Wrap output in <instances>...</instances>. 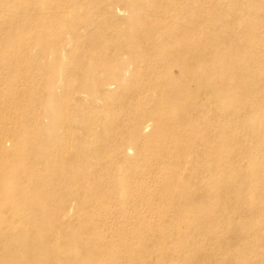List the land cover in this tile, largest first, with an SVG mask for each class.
I'll use <instances>...</instances> for the list:
<instances>
[{"label":"rangeland","instance_id":"1","mask_svg":"<svg viewBox=\"0 0 264 264\" xmlns=\"http://www.w3.org/2000/svg\"><path fill=\"white\" fill-rule=\"evenodd\" d=\"M130 16L133 20H128ZM101 29L104 32L100 33ZM140 33L139 52L131 55L116 50L115 45L125 38L133 49L130 46L138 44ZM263 46L264 0H0V88L14 96L10 107L0 105L1 113L5 112L0 126H14L21 136L28 125L53 139L67 130L71 137L67 150L61 146L62 152L56 155L41 146L38 152H30V160L37 175L70 180L61 190H54L62 197L73 190L66 194L70 213L77 211V201L84 199L87 191L74 188L76 182L93 183L101 178L115 183L122 174L132 177L125 208L117 207L111 213L113 218L130 221L127 230L115 233L120 238L112 240L113 247L105 249L114 252L113 260L156 264L152 259L155 247L146 252L143 248L160 243L184 257L185 250L177 244L190 237V248L202 262L247 263L237 240L242 236L244 241L256 242L255 254L264 261V111L259 84L264 78ZM205 51L214 64L202 66L204 62L192 58ZM195 62L193 68L180 69ZM185 78L189 90L197 84L205 85V92L195 100L187 97L188 92L180 87ZM25 80L33 88L22 91L20 83ZM226 86L236 88L229 91ZM63 87L77 89L74 107L63 109L56 101L55 95L65 93ZM209 93L217 95L218 108L212 105ZM12 109L27 110L31 116L5 117ZM56 111L66 113L69 130L61 123L50 124ZM213 111L216 114L212 115ZM115 117H123L125 122ZM144 122H150L152 128L141 133L139 127ZM0 136L10 141L14 138V134ZM89 138L91 145L86 143ZM129 144V158H122L120 153ZM179 157L187 161L181 168L173 167ZM44 158L55 170L48 169ZM97 160L113 165L100 169L91 180ZM0 161L25 165L14 155ZM177 171L181 175L175 179L172 174ZM31 179V184L18 180L34 189L36 177ZM230 180L243 186L244 194L237 196L243 202L233 200L230 193H218L228 188ZM174 189L181 193L173 205L170 192ZM15 198L13 195L10 201ZM99 201L90 206L94 208ZM102 201L100 206L107 200ZM223 202L226 206H221ZM239 203L242 209H233ZM20 205L26 212L34 207L28 200ZM145 210L167 219L163 225L143 219ZM217 223L229 224V229L219 230ZM164 228L169 236L161 235ZM222 241H236L235 249L220 253ZM131 253L133 257H128ZM160 257L163 264L175 263L172 256ZM108 260L107 264H115Z\"/></svg>","mask_w":264,"mask_h":264},{"label":"bare ground","instance_id":"2","mask_svg":"<svg viewBox=\"0 0 264 264\" xmlns=\"http://www.w3.org/2000/svg\"><path fill=\"white\" fill-rule=\"evenodd\" d=\"M65 3H67V1ZM130 9L132 10V8H130ZM131 19L133 20V18L130 16L128 18V20H131ZM149 25L152 27L153 24H149ZM103 30L104 29H101L100 33L104 32ZM141 35H143V33L142 34L140 33L137 37V38H139L138 44L136 43L135 46H130V47H134L133 49H131V50L129 49V47H128L129 45H127V44L130 41L127 38H125V40H122L120 43L115 45L117 48L116 50L119 52L120 51H126V52L131 53V55L135 54L136 52H139V50H140L139 44H140V42H142V41H140ZM149 42H151V41H149ZM208 55H209V52L205 51L201 55H199V56L195 55L196 57L193 56L192 58L196 59L197 61L204 62L205 64L202 66L208 65L210 62H212V64H214L213 61H210ZM196 63L197 62L192 63V64H183L184 66L183 67L180 66V69L184 70L185 68H193ZM260 66H261V68L263 67L262 64H260ZM50 76L53 77V74H51ZM204 77L205 76L202 77L203 81L205 80ZM48 78H49V80L52 79L49 76H48ZM151 78H148V79L151 80ZM21 80H19V81H21ZM29 83H30L29 80H25V81H23V83H20L23 86L22 91L23 90H29V89L33 88V87H31V85L29 86ZM34 84H35V82H34ZM259 84H260V90L263 92L260 95V101L262 102L261 108L264 111V78H262V80H260ZM110 85H109V87H111ZM180 85H181L180 87H182L185 92H188V94L186 93L187 97L189 96L194 100L200 94L205 92V90H206V89H203L206 87L205 85L202 87V86H199L197 84H194L196 86V88L194 90L193 89L189 90V88H188L189 80L187 78H185ZM235 88H236V86H230V87L226 86L224 89L231 91V90H234ZM63 91H65L64 94L62 92V94L55 95L56 101L60 104V106H63V109L64 108L69 109L70 107H74L76 105V102L73 100V94L75 92H78L77 89L76 88H73V89L65 88L64 89V87H63ZM151 93H153V92H151ZM68 95L70 98L68 97ZM209 95H210L212 105L214 107L218 108L219 107L218 104H220V100L217 98V95L216 94L212 95V93H209ZM147 96H149V95H147ZM65 97H68V98H65ZM105 97H106V95L104 96V98ZM148 98H150V97H147V99ZM13 99H14L13 92H8L5 88H0V105L2 107L4 104H6V105H8V107H10V103ZM18 100H20V99H18ZM166 102H167V100H165L164 103H166ZM2 107L0 108V116L1 117H3V113H5V112L1 113ZM41 108L44 109L43 106ZM16 109H14V110L12 109V110H8V111L6 110L7 113L5 114V117L13 118V119H18V118L20 119L24 116H31V113L27 110L19 111ZM60 111H62V109ZM60 111H56L53 116H50V118H49L50 124L51 125L52 124L58 125L61 123V125H63V127L68 128V130H69L71 128V125L69 124L70 119L68 118V116L66 115L65 112H60ZM72 112H73V110H72ZM122 112H123V110H122ZM214 113L216 114V112L213 111L212 115H214ZM105 117H107V116H105ZM74 118H76V117H74ZM122 118L118 117L116 119L121 120V122L124 123L125 120H123ZM136 119H137V117H136ZM132 123L133 122H131V124ZM140 123H141V121H140ZM136 126H138V125H136ZM28 127L29 126L27 125L26 128L23 129L25 134L22 132L23 134L21 136L20 135L18 136V132H19L18 128H14V126L13 127L7 126V124H3L2 126H0V134L1 135H3V134L13 135L14 134V138H13V140H11L12 142L10 140H7V139H3V138L0 139V159L7 160V159H9V157L14 155L18 159L22 160L25 163V165H23V164L21 165L20 163H18L17 165H14V164L11 165L10 163H8V164L5 163L3 165L2 164L3 161H0V240H1L0 242H2V244H1L2 246L0 247V264H25V261H27L26 264H68V263L72 264L73 262H74L73 264H107V261H109L108 259L113 260V258L111 256L114 254V252L113 253L111 252V254H109L105 251V249L106 250L111 249L113 247L112 240H114V239L118 240L120 238V237L116 238L117 235L115 233H117V231H122L123 229L127 230L126 226H129V224H130V221L128 219L113 218L111 216L112 215L111 213L117 207H119L121 209L125 208L124 204L127 202V195H129V192L131 189L130 182H132V177L129 174L128 175L122 174V177L116 178L115 183L106 182L105 180H101V178H100V181L98 179L97 181H95L93 183H91L92 181L87 182V183L76 182V184L74 185V188H84L87 191H86V195H84L85 198L84 199L80 198L77 201V205H78L77 211L70 213V211H69L70 208L67 206V204L70 203L71 201H70V198L68 199L66 194L69 195L73 191L72 190L73 188L70 187L72 191L69 192V194L68 193L63 194V197L61 195L56 196L54 194L55 193L54 190L55 191L57 189L61 190L60 188L65 187L67 182H69L70 180H68V178H66L65 176H60V175L58 177H56V176L46 177L45 175L40 176V174L37 175L36 172H38V171L37 170L35 171V168L31 167V166H35V163H34V161L30 160V156H32V153H30V152H33L35 150H37V152H38V148L43 146L44 149L51 150V153L59 155V152H62V150H60L61 146L66 150L69 148L68 143L70 142L69 138L71 139V137L70 136L68 137V133L66 132L67 130H64V131H62V134L60 133L61 135L59 138L53 139L52 135H50L49 133H47L43 130L39 129L37 131L34 128V130H35L34 131ZM85 127H87V126H85ZM27 128H28V130H27ZM110 128H108V129H110ZM139 128H140V131H142L141 133H143L145 131H148L150 128H152V125L150 122H144ZM102 129H104V128H102ZM140 131H139V133H140ZM105 134H107V132H105ZM117 137H118V135H117ZM6 142L11 143V146L6 147L5 146V145H7V144H5ZM86 143L91 145L93 142L89 138V139H86ZM131 149H132V147L129 144L126 148L122 149V153H120V156L122 158L128 159L129 158L128 155H130ZM93 151H96V148H94ZM87 156H88V154H87ZM46 157L48 158L49 156H46ZM90 157H91V159L94 158L92 155H90ZM186 161L187 160H182L179 157L178 159H176V162H175L173 167H180L181 168L182 163H185ZM44 162L46 163L45 165H48L49 170H51V171L55 170L53 168V164H47L46 158H44ZM112 162H114V161H112ZM60 163H63V161H60ZM90 163L93 164V162H91V161H90ZM84 165H85V163H84ZM95 165H96V167H95ZM95 165H94V170L92 172L91 180L96 178V173H99L100 169H102L104 167L106 169H108L113 164H110V165L109 164H103L100 160H97ZM61 166L63 167V164ZM172 175H174L173 177L176 179V178L180 177L181 172L177 171ZM34 176L36 177V180H33L34 189H32L31 187H29L27 185L25 186L23 182H20L18 180V179H20L24 182H28V184L29 183L31 184V182H32L31 178ZM111 183L114 184L113 187H111V185H110ZM58 185H60V186H58ZM104 189H107V192H106V190L104 191ZM117 189H118V191H117ZM225 190H226V192H225ZM159 192H161V191H159ZM180 193H181V190H178V189H176V190L174 189L172 192H170V194L174 197V200L172 199L173 205L179 202L178 198L180 197L179 196ZM218 193H220V195L230 193L231 194L230 197L233 200H235L236 202H240V201L243 202L244 201V200H240V198L237 197L238 195L242 196L244 194V188L241 184H238L235 181L230 180L228 183V188H222L219 190ZM13 195L16 198L12 199V201H10L11 197ZM72 195L78 196V193H74ZM154 195L158 196V193L156 192V193H154ZM110 198H112L113 201H111ZM103 199H106L107 201H106V203H104L100 206V202ZM22 200H28L29 204H31L30 206H32V205L34 206V207L29 208L32 210H29V212L24 211V208L22 207V205H20V204H22ZM97 200H100L98 205L94 206V208H92L90 206V204L93 203L94 201H97ZM260 205L262 206V204H260ZM40 206H42L43 208ZM221 206H226V202L221 203ZM227 206H229V204H227ZM232 207L233 206H231L230 209ZM236 208H239L241 210L242 209L241 204L239 203L237 205V207H233V209H236ZM34 209H37L40 211L35 212ZM246 210H247V208H245V211ZM143 214L147 215V216L142 217L143 219L145 217H148L147 220H149V219L153 220V222H156V223L161 224V225H163V222H165L167 219L165 216H163L160 213L157 215L153 214V212H151L150 210H145V212ZM193 214H195L194 211H193ZM151 217H152V219H151ZM261 220H263V219H261ZM226 223H227V221H226ZM226 223H217L216 226L219 230L227 231L229 229V226H228L229 224H226ZM165 227H167V226H165ZM99 229H102V230H99ZM168 229H169V227H168ZM168 229H166V228H164V230L160 229L162 231L161 235L169 236L170 232L168 231ZM262 229H263L262 231L264 233V228H262ZM150 233H153V232H150ZM248 235H249V233H248ZM251 235H252V233H251ZM241 237L238 236L239 239H237L240 242L239 246L240 247L243 246L242 252L240 254L242 256L246 257V259H248L249 261L255 262L254 264H264V261L259 259V257H257L258 255L256 256V254H255L258 251V250L256 251V249H254L256 242L250 241V240L244 241V239H242ZM153 240H151V242ZM222 242L223 243H221V245L219 246V250L221 251L220 253H222V250L228 251L230 249H235L234 243L236 241H234V242L222 241ZM191 243L192 242L190 240V237H188V238H186V240L177 244L178 245V247L176 246L177 248H180L181 251L185 250V252L183 254L184 257H182V255L181 256L179 255L180 256L179 257L176 254L172 253L171 247L166 246L165 244H161V243L158 245L154 244L153 246L146 245L148 248H143V251L146 252V250L149 249L150 247H155L154 249L156 250V252H155V254L152 255V259L155 261L156 264H163V263H161V257H160L163 255L172 256L173 260L175 261L174 264H212L211 262L200 261L198 258V254L196 253L195 249L190 248ZM197 244L200 245L198 241H197ZM127 248H130V246L128 245ZM237 248H239V247H237ZM133 253H131L128 257H130ZM231 254H233V253H231ZM235 256H236V254H235ZM131 257H133V256H131ZM231 257H232V255H231ZM120 261L119 260L118 261L113 260V263L121 264ZM41 262H43V263H41ZM244 262L241 264H247L248 263V262L246 263V261H244ZM257 262H260V263H257ZM149 264H151V262Z\"/></svg>","mask_w":264,"mask_h":264}]
</instances>
